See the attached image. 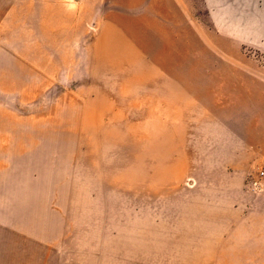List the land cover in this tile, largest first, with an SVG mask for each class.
I'll use <instances>...</instances> for the list:
<instances>
[{
	"label": "rangeland",
	"instance_id": "1",
	"mask_svg": "<svg viewBox=\"0 0 264 264\" xmlns=\"http://www.w3.org/2000/svg\"><path fill=\"white\" fill-rule=\"evenodd\" d=\"M247 5L249 21L264 17L256 0ZM5 21L0 15V264H264V185L247 183L257 168L232 173L231 186H208L224 176L207 153L167 152L158 121L112 120L111 107L83 104L97 79L142 77L97 75L96 59L85 73L80 59L48 56L47 27L32 35L20 19ZM245 53L264 69V50ZM179 176L180 187L163 185Z\"/></svg>",
	"mask_w": 264,
	"mask_h": 264
},
{
	"label": "crops",
	"instance_id": "2",
	"mask_svg": "<svg viewBox=\"0 0 264 264\" xmlns=\"http://www.w3.org/2000/svg\"><path fill=\"white\" fill-rule=\"evenodd\" d=\"M263 1L256 0L258 12H264ZM247 3L0 0V15L4 24H11L9 17L20 19L16 24L32 27V35L47 27L48 56L80 59L85 73L96 59L97 75L142 77L126 83L97 79L95 96L80 89L86 94L83 104L95 105L99 113L100 107H111L112 120L126 114L128 121H158L161 146L171 148L167 152L191 147L207 153L209 166L223 171L224 180L206 184L227 187L232 173L264 168V69L245 53L264 50V17L249 21ZM56 43L67 52L60 54ZM174 180L163 185L183 184L180 176Z\"/></svg>",
	"mask_w": 264,
	"mask_h": 264
},
{
	"label": "built area",
	"instance_id": "3",
	"mask_svg": "<svg viewBox=\"0 0 264 264\" xmlns=\"http://www.w3.org/2000/svg\"><path fill=\"white\" fill-rule=\"evenodd\" d=\"M247 183L253 190L261 189L264 183V168H258L255 173H251L247 178Z\"/></svg>",
	"mask_w": 264,
	"mask_h": 264
}]
</instances>
